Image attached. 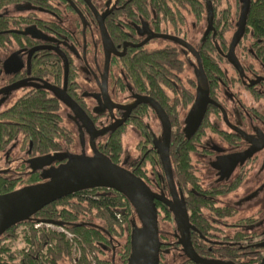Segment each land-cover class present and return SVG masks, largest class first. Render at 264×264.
I'll return each mask as SVG.
<instances>
[{"label":"flooded vegetation","instance_id":"1","mask_svg":"<svg viewBox=\"0 0 264 264\" xmlns=\"http://www.w3.org/2000/svg\"><path fill=\"white\" fill-rule=\"evenodd\" d=\"M89 2L91 6L86 0H11L0 10L4 28L0 30V118L10 113L14 119L1 123L14 124L35 98L46 97L59 108L60 126L65 128L61 116L65 108L67 120L78 134L79 153L71 151L74 134L72 144L58 153L86 156L92 151L81 118L97 131L121 123L115 130L98 135L96 148L100 152L111 135H124L131 128L139 138V156L123 163L127 169L140 168L148 164L150 154L157 156L161 177L153 179V185L160 182L166 193L149 188L169 198L158 154L163 143L162 124L146 100L153 101L171 126L169 159L177 193L184 200L188 217L202 221L200 230L190 223L194 252L209 261L262 264L264 64L252 50V38L245 37L246 25L234 47L239 72L228 60L239 17L225 23L222 4L213 8L209 0ZM101 18L112 43L108 52L98 24ZM189 47L199 57L210 98L200 127L191 137L186 130L197 102L198 62ZM58 91H64L78 107L67 104ZM153 120L160 125V136L152 130ZM178 124L180 138L190 144L185 193L177 186L181 183L170 158L172 134L177 129L173 125ZM24 140L21 133L5 137L6 146L0 147V152L5 154L6 165L12 163L11 151L16 148L24 157L15 168L0 166V179L11 181L35 173L41 183L45 181L43 173L61 163L34 171L30 162L47 155L33 157L30 143L25 146ZM175 237L179 248L165 254H172L176 263L195 264L182 253L178 232Z\"/></svg>","mask_w":264,"mask_h":264},{"label":"trees","instance_id":"2","mask_svg":"<svg viewBox=\"0 0 264 264\" xmlns=\"http://www.w3.org/2000/svg\"><path fill=\"white\" fill-rule=\"evenodd\" d=\"M213 8L221 5L222 0H209ZM11 0H0V10L8 6ZM241 9L240 0H235L233 7L221 9L224 14L223 21L232 23L239 17ZM195 12V11H194ZM2 25H0V30ZM246 38H252V50L256 57L264 64V0H250L249 13L246 20ZM5 36V35H4ZM3 36H0L2 38ZM50 60L49 58L46 59ZM58 107L55 102L46 97L35 98L22 114L18 115L14 124L1 123L3 120L14 122L13 116L7 113L0 118V147L3 148L5 137L12 138L18 134L25 136L26 143H30L33 157L58 153L65 147H69L73 142L72 133L60 126V119L57 116ZM175 129L171 139L170 158L173 166L177 167L178 182L183 192L186 191V180L189 179V158L188 152L190 144L180 138L178 125H173ZM178 130V131H177ZM8 142V141H6ZM114 164H121L123 152L122 134L117 132L110 136L107 144L99 149ZM143 158V155L139 161ZM148 164L140 165V168L128 169L138 178H141L153 191L165 194L166 187L160 182L156 185L150 183V175L155 181L160 179V169L158 157L150 154L147 158ZM146 160V161H147ZM146 165V166H145ZM121 166V165H120ZM151 167V170H150ZM149 173V174H148ZM40 177L32 173L26 178L7 181L0 179V195L13 192L24 186L40 183ZM158 215L159 239L161 251L159 264H166L165 253H173V247L179 248L176 242V228L171 232L160 230L159 220L162 217L167 222H173L170 211L162 204L156 202ZM199 207V204L196 205ZM119 216V218H118ZM190 219L196 229H202L201 220ZM44 222H52L56 227H61L70 234L75 235L86 250L94 253L96 264H127L130 255V236L133 224H138L136 215L130 203L119 193L107 189H93L79 192L51 203L35 214L28 222L18 224L7 230L0 237V264H61L65 260H70L71 253L69 244L65 236L56 232H41L35 225ZM22 228V240L24 248L19 253L11 251L9 244L19 236L18 230ZM195 250L198 248L193 240ZM172 243V247L170 246ZM171 247V249H170ZM199 252V251H198ZM169 255V254H168ZM171 255V254H170ZM115 260V262H114ZM171 259V264H190L189 262H175ZM260 261V256H257ZM78 264H91L88 256L83 252V257Z\"/></svg>","mask_w":264,"mask_h":264},{"label":"water","instance_id":"3","mask_svg":"<svg viewBox=\"0 0 264 264\" xmlns=\"http://www.w3.org/2000/svg\"><path fill=\"white\" fill-rule=\"evenodd\" d=\"M86 2L91 6L89 0H86ZM241 4L238 30L233 37L228 54L229 62L239 72L242 71L234 56V47L240 41L243 28L246 25L250 0H241ZM98 22L103 47L105 52H108L112 48V43L104 27L103 19H98ZM188 49L198 62L197 102L187 120L186 130L187 136L191 137L200 127L207 105L210 103V98L208 83L201 68L199 57L193 49L190 47ZM57 93L60 94V97L66 103L69 102L67 104L71 105L72 103L78 107L64 91H58ZM146 101L154 107L162 124L163 143L158 148V154L166 178L169 198L154 193L141 178L135 176L128 169L114 164L96 148L95 138L100 134L113 130V128L115 130L121 123L114 125L113 128L97 131L91 122L81 118L90 136L89 143L92 155L57 153L32 160L30 164L34 171L48 167L54 162H60L61 164L43 173L45 181L0 195V237L10 228L30 221L35 214L51 203L79 192L107 189L119 193L130 203L138 221V224H133L132 227L130 255L127 264H159L161 242L159 239L156 202L164 205L172 214L174 225L179 235L178 244L182 248V253L189 260L195 264H229L201 259L194 252L190 242V232L194 228L190 225L186 205L177 193L172 176V167L169 159L171 126L164 111L153 101ZM138 103L136 102L130 109ZM78 113L83 115L80 109H78ZM44 224L56 226L52 222H44ZM262 264H264V261Z\"/></svg>","mask_w":264,"mask_h":264},{"label":"rangeland","instance_id":"4","mask_svg":"<svg viewBox=\"0 0 264 264\" xmlns=\"http://www.w3.org/2000/svg\"><path fill=\"white\" fill-rule=\"evenodd\" d=\"M234 2H235V0H222L221 8H224V7L227 8L230 6L233 7ZM63 110H64V112L61 114V116L63 118L64 127L67 128L69 131H71L72 134H74V136H75V142L73 145V149L71 151H72V153H79L81 149H80V144H79V140H78V134L76 132L75 126L73 124H71L70 122H68V120H67V116H68L67 110L65 108H63ZM151 127H152L153 132L156 135L160 136V132H161L160 125L155 120L152 121ZM138 140H139V138L136 136L135 132H133L131 130V128L127 129L125 134L122 135L123 152H122L121 161H120L121 162L120 165L122 167H124L126 169L128 168V166L123 163L125 160H127L128 162H132L138 158L139 152L136 149ZM23 154L24 153H21L19 151V149H17V148L11 151L10 159L12 160V163L9 165L10 169L15 168V166H17L16 162L20 158L24 157ZM90 154L91 153L88 152V155H90ZM0 166L2 169H6V168L9 169V167L6 165L5 154L2 152H0ZM149 179L151 180L150 183L152 184L154 182L153 181L154 177L152 175H150ZM159 225H160V230L163 232H167V233L171 232L172 229L175 228V225L173 222H167V221L163 220L162 217L159 220ZM38 230H40L41 232H56V233L63 234L65 236V239L69 244L71 258H70V260L63 261L61 264H78L83 257V252H85L87 254L88 260L91 264H96L95 254L87 251L85 246L82 245V243L78 239L75 238L76 237L75 235H73L74 241H70L69 237L66 235V233H69V232L64 230V229L61 230L55 226L41 225L38 228ZM18 232H19L18 238L9 244L11 251L16 253V254L21 252V250L24 248V242L21 238L22 234L20 233V232H22V228H20L18 230ZM164 257H165L164 262L166 264H171V259L173 258L172 254L171 255L169 254V255L164 256ZM114 259H116V264H118L117 258L114 257ZM114 262H115V260H114Z\"/></svg>","mask_w":264,"mask_h":264},{"label":"built area","instance_id":"5","mask_svg":"<svg viewBox=\"0 0 264 264\" xmlns=\"http://www.w3.org/2000/svg\"><path fill=\"white\" fill-rule=\"evenodd\" d=\"M118 218H119V216H118ZM41 225H45V226H55V225H50V224H43V223H41V224H37V225H35V228H39ZM56 227V226H55ZM59 229H61V230H63V228H61V227H58ZM66 235L69 237V239H70V241H74V236L72 235V234H70V233H66Z\"/></svg>","mask_w":264,"mask_h":264}]
</instances>
